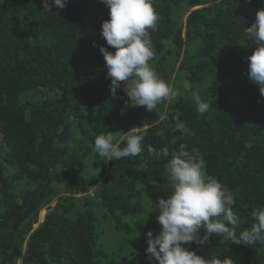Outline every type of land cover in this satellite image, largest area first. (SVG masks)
<instances>
[{
    "label": "trees",
    "instance_id": "16d2710c",
    "mask_svg": "<svg viewBox=\"0 0 264 264\" xmlns=\"http://www.w3.org/2000/svg\"><path fill=\"white\" fill-rule=\"evenodd\" d=\"M153 7L150 64L180 95L147 112L131 106L125 82L111 95L99 48L115 49L100 35L109 19L101 0H68L53 12L42 0H0V264H158L128 221L144 213L143 189L167 181L168 159L181 145L233 194L237 231L255 222L253 209L264 206V96L247 75L257 46L243 28L264 0ZM193 91L207 112L196 110ZM177 118L187 135L174 131ZM109 131L121 148L130 131L143 134L145 151L106 161L90 144ZM148 145L166 147L169 158L149 156ZM186 247L209 260L264 264L260 242L216 236Z\"/></svg>",
    "mask_w": 264,
    "mask_h": 264
},
{
    "label": "clouds",
    "instance_id": "9594fccd",
    "mask_svg": "<svg viewBox=\"0 0 264 264\" xmlns=\"http://www.w3.org/2000/svg\"><path fill=\"white\" fill-rule=\"evenodd\" d=\"M67 2L42 0L43 9L49 12H53V6L64 9ZM101 2L109 8V19L102 22L100 35L108 46L115 49L113 53L103 45L99 48L105 60L106 78L111 81L112 97L116 96L121 82H125L131 106L143 107L147 112H153L165 100H175L180 95L179 89L160 79L150 64L155 57L150 30L156 28L159 19L153 0ZM243 34L257 46L248 58L247 75L264 96V8L256 12L250 27L243 28ZM191 95L199 113L209 110V103L202 100L199 92L193 91ZM124 111L126 108L122 109V114ZM174 131L182 135L189 132L178 118ZM144 140L143 134L130 131L125 146L121 148L120 141L109 131L108 134L97 135L90 147L106 161H120L138 157L144 152ZM180 147L181 150L171 154L167 162V188L171 194L166 198L160 197L155 204L147 196L150 202L147 215L158 210L157 221L162 227L155 236L152 231L146 233V253L158 264H234L230 257L205 259L186 246L193 243L204 245L209 237L216 236L236 245L264 243V206L253 209L255 222L250 228L237 231L241 225L240 216L233 209V194L217 179L207 175L204 160L198 158L194 151L184 150V145ZM146 150L156 160L170 156L166 147L156 149L148 145Z\"/></svg>",
    "mask_w": 264,
    "mask_h": 264
},
{
    "label": "rangeland",
    "instance_id": "374dc122",
    "mask_svg": "<svg viewBox=\"0 0 264 264\" xmlns=\"http://www.w3.org/2000/svg\"><path fill=\"white\" fill-rule=\"evenodd\" d=\"M197 8L199 7H196L194 9H197ZM167 178H168V175H167ZM167 183L168 182L166 181L162 185H151V186L145 187L143 189L142 197H141L142 204L144 205V213L131 216L130 220L128 221L130 226L134 229L136 235L143 239H147L146 233L148 231H152L153 236H154L156 233H158L161 230L162 226L157 221V215L159 214L158 210L151 212L147 215L149 207H150V202L148 200V197L153 202V204H155L158 202V199L160 197L166 198L167 196H169L171 194V191L170 189L167 188ZM88 194L94 195L93 188L89 190ZM76 196H81V195L76 194ZM54 204H55V201L52 202L50 206H53ZM46 212H47L46 208L40 212L39 217H38V223L34 227H37L40 223H42ZM143 220L145 221L142 222ZM17 264H20V262H18Z\"/></svg>",
    "mask_w": 264,
    "mask_h": 264
}]
</instances>
